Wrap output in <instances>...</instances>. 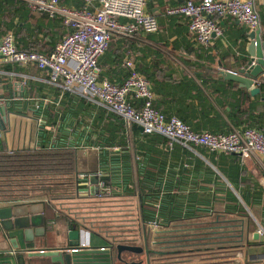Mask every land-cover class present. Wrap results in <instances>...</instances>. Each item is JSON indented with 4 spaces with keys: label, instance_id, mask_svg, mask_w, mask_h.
<instances>
[{
    "label": "crops",
    "instance_id": "1",
    "mask_svg": "<svg viewBox=\"0 0 264 264\" xmlns=\"http://www.w3.org/2000/svg\"><path fill=\"white\" fill-rule=\"evenodd\" d=\"M60 1L72 8L88 6L87 0ZM185 1L149 0L146 11L157 18L158 29L134 36H114L99 58V79L123 83L130 73L127 61L131 60L133 67L149 80L155 107L167 116H177L193 130L213 133L248 127L264 130V85L256 84L260 92L253 94L241 82L225 75L226 71H240L248 65L250 34L254 29L232 17L222 18L219 20L222 35H214L208 46L200 45L189 30L187 17L167 13L169 7ZM254 3L264 42V0ZM90 8H94L93 4ZM68 33L61 16L37 11L27 0H0V35L11 34L21 51L49 54ZM259 77L264 81V73ZM0 100V105H6L9 111L8 131L1 132L3 147L8 151L55 145L75 147L79 171L105 169L113 173L115 193L122 190L121 174L125 169L121 164L111 163L109 171L101 166V158L107 151L132 155L138 152L136 159L150 173L157 174V181L178 185L185 189L181 192L186 195L197 190L199 198L213 199L211 202L225 207L232 202L221 188L232 191L239 204L255 216L253 225L264 228V155H226L181 146L170 149L156 134L143 133L139 125L138 132L127 133L123 121L106 107L53 83L49 69L2 57ZM134 103L140 106L139 101ZM101 133L103 139H122L124 145L116 142L105 150L98 144L91 145L89 141L97 140ZM215 178L219 181L217 185L213 182ZM0 206H14L17 215L38 217L37 225L8 233L19 248L26 247V233L35 249L68 247L70 225L61 212L52 213L46 194L16 201L0 200ZM253 227L248 230L246 243L237 247L245 253V260L223 264H264V236ZM77 229H80L79 247H109L101 235L82 226ZM8 248L5 240L0 243V250ZM14 252L0 253V261L13 259L17 264ZM16 255H24L29 264L50 262L49 257L31 261L26 253Z\"/></svg>",
    "mask_w": 264,
    "mask_h": 264
},
{
    "label": "built area",
    "instance_id": "2",
    "mask_svg": "<svg viewBox=\"0 0 264 264\" xmlns=\"http://www.w3.org/2000/svg\"><path fill=\"white\" fill-rule=\"evenodd\" d=\"M27 1L37 11L61 16L69 33L49 54L21 51L11 34L0 35V57L3 59L49 69L56 85L106 107L122 116L129 125L135 123L143 127L146 133L158 132L171 142L188 147L202 145L212 152L264 155L263 129L248 127L228 133L200 132L177 116H167L158 110L149 80L133 67L131 60L127 61L130 73L123 83L99 79V58L114 36H134L158 29L157 18L146 11L149 0H87L88 6L84 8L68 7L60 0ZM92 4L94 8H90ZM167 13L187 17L194 40L203 46H208L214 35H222L223 28L219 23L222 18L232 17L254 30L260 28V15L254 0H186L169 7ZM120 18L126 21H120ZM263 82L258 77L255 85ZM132 99H139L140 106L136 107ZM104 175L102 169L79 173L81 195L90 200L110 195L113 187L102 178ZM93 177L97 178L95 184L91 181ZM93 186L97 191L92 189ZM147 226L154 236L158 233L155 221ZM257 233L264 236V228L260 227Z\"/></svg>",
    "mask_w": 264,
    "mask_h": 264
},
{
    "label": "trees",
    "instance_id": "3",
    "mask_svg": "<svg viewBox=\"0 0 264 264\" xmlns=\"http://www.w3.org/2000/svg\"><path fill=\"white\" fill-rule=\"evenodd\" d=\"M263 85L264 82L261 83V86ZM131 101L134 105V101L141 102L139 99H132ZM113 113L123 121L127 133L134 130L139 131L137 124L131 123L129 125L122 116ZM143 133L156 134L170 149L181 146L212 153L202 145H190L188 147L178 142H171L168 137L158 132ZM101 136L99 135L100 138L97 140L89 141L90 144H98L101 150L113 146L116 142L124 145L122 139L115 141V138H107L105 140ZM110 143L112 144L109 145ZM105 154L101 158V166H106L111 171L110 165L114 163L116 165L121 164L122 169H125V172L123 171L121 174L123 178L122 190L115 193L113 188L110 195L90 200L83 197L79 192L78 175L82 172L91 173L95 171H79L78 151L75 147L55 145L14 151H8L2 147L0 148V200L16 201L46 194L51 206H54L58 213L63 214L70 226L76 228L82 226L106 239L115 253L113 264H125L116 257V245L122 243L144 246L145 237L148 238V242L152 237V232L147 224L154 221L159 227L156 243L164 251H178L182 248L186 249V246L191 243L194 244L198 237H193L190 232L187 233L186 228L182 232L181 227L188 226L194 220L206 216L208 218L207 227L202 229L206 234L203 237L204 243L225 242L231 247H240L246 243L248 230L254 226L252 216L243 205L239 204L232 191L221 188L227 193V197L232 203L225 205L224 209L218 212L215 207L216 204L211 202L213 199L210 201V198H199L197 190H190V193L186 195L181 192V189H185L178 185L163 184L161 180L157 181V174L150 173L144 164L136 159V155H139L138 152L132 155L131 152L107 151ZM102 170L105 173L102 178L112 186V175L114 174L105 169ZM143 176L144 179L142 180L141 177ZM217 179L215 178L213 181L216 185L219 183ZM120 197L131 199L127 200L125 205H121L125 208H113V203L119 204L121 202L119 201ZM108 198H111V201H104ZM108 209L114 210V214H116L115 210L121 213L112 217L114 214L104 213L108 212ZM107 215L112 218H108ZM115 217H119V219ZM183 253L185 251H180L177 254ZM177 254L171 253L170 255ZM129 255L133 254L125 251L122 257L126 261H132L133 259H128ZM165 255H169V253Z\"/></svg>",
    "mask_w": 264,
    "mask_h": 264
},
{
    "label": "water",
    "instance_id": "4",
    "mask_svg": "<svg viewBox=\"0 0 264 264\" xmlns=\"http://www.w3.org/2000/svg\"><path fill=\"white\" fill-rule=\"evenodd\" d=\"M252 41L250 43L249 53L251 59L243 69L240 71H226V77L235 79L243 84L246 88L250 89L253 94L260 92V88L256 87L255 80L264 73V42L261 39V29H255L250 34ZM8 110L6 105H0V148L3 147V138L1 137L2 131H8ZM143 130V127L140 126ZM93 181V180H91ZM96 181V180H95ZM37 215H31V217L25 215H17L15 213L14 206H0V243L4 240L8 244V249H1L0 253L8 254L12 253L17 264H29L26 261L24 255H16L17 253H26V257L31 261L41 258L49 257V264H113L115 253L112 246L109 247H92V248H80V229L75 226H70L69 229V242L68 247L65 248H50V249H35V243L30 241L31 239L26 233V247L25 249L19 248L16 239H9L8 233L13 229L27 228L29 225H37ZM255 237L258 234L255 233ZM76 248L77 250H70ZM131 252L135 254H141L146 252L147 263L149 262L150 253L156 254H177L180 251H164L151 249L149 246L148 238L145 237V245H130V244H117L116 245V257L119 261H123L125 264H143V261H126L122 257L123 252ZM0 264H14L13 259L1 260ZM31 264H42L40 262H31Z\"/></svg>",
    "mask_w": 264,
    "mask_h": 264
},
{
    "label": "rangeland",
    "instance_id": "5",
    "mask_svg": "<svg viewBox=\"0 0 264 264\" xmlns=\"http://www.w3.org/2000/svg\"><path fill=\"white\" fill-rule=\"evenodd\" d=\"M96 177L92 178V184H95ZM93 190H96V187L93 186ZM97 191V190H96ZM115 199V198H113ZM131 198L129 197H120L119 198V204L113 203L112 207L116 209H123L125 207L121 205H125L127 200ZM104 201H111V198L104 199ZM119 206V207H118ZM216 210L222 211L224 209L223 205H216ZM116 214H114V210L108 209V212H104L105 214H114L112 217L119 215L121 212H118V210H115ZM52 213L55 214V208L52 206ZM108 218H112L110 215H107ZM252 219H255V216L251 213ZM119 219V217H115ZM257 220V219H256ZM208 218L206 217H200L197 220H194L189 224L188 226L181 227L182 232L183 229L186 228L185 231L187 233L190 232V234L193 235V237H198L196 242L193 244H189V246H186V249L182 248L178 251H185L183 254H177V255H160L157 256L156 253H151L150 257V264H223L227 262H237L241 260H245V255L238 256L239 253L243 252L237 247H231L227 245L225 242L221 243H204L203 237L206 235L205 232L202 229H206L207 227ZM257 227V225H255ZM253 227L254 229L256 227ZM258 228V227H257ZM256 230L258 231V229ZM184 231V232H185ZM192 242V241H190ZM149 246L151 249L155 250H161V247L157 245L156 243V235L152 233V237L149 240ZM182 253V252H181ZM129 255L128 259H133L132 261H143V264H146L147 261V254L146 252L141 254H135ZM243 254H245L243 252ZM154 255V256H153ZM159 255V254H158ZM131 261V260H130ZM148 264V263H147Z\"/></svg>",
    "mask_w": 264,
    "mask_h": 264
},
{
    "label": "flooded vegetation",
    "instance_id": "6",
    "mask_svg": "<svg viewBox=\"0 0 264 264\" xmlns=\"http://www.w3.org/2000/svg\"><path fill=\"white\" fill-rule=\"evenodd\" d=\"M146 264H147V261H146Z\"/></svg>",
    "mask_w": 264,
    "mask_h": 264
}]
</instances>
